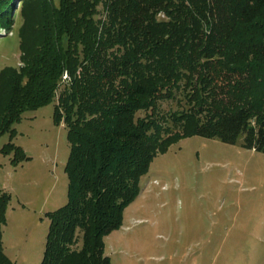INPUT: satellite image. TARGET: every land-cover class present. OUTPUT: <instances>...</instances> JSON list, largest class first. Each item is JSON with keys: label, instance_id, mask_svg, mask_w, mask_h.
I'll return each mask as SVG.
<instances>
[{"label": "trees", "instance_id": "obj_1", "mask_svg": "<svg viewBox=\"0 0 264 264\" xmlns=\"http://www.w3.org/2000/svg\"><path fill=\"white\" fill-rule=\"evenodd\" d=\"M36 2L34 36L19 34L21 64L0 70V137L56 99L67 201L47 214L39 264H110L105 238L121 228L153 158L181 139L241 138L264 153V0ZM12 3L0 0V30L11 28ZM185 79L189 104L162 112ZM2 151L26 159L11 142ZM8 200L0 188V223ZM0 264H16L1 240Z\"/></svg>", "mask_w": 264, "mask_h": 264}, {"label": "rangeland", "instance_id": "obj_2", "mask_svg": "<svg viewBox=\"0 0 264 264\" xmlns=\"http://www.w3.org/2000/svg\"><path fill=\"white\" fill-rule=\"evenodd\" d=\"M98 11L103 19V6ZM10 14L11 28L0 30V70L21 64L20 30L34 36L37 2L13 0ZM187 81L160 102L162 112L189 104L183 96ZM54 102L26 111L12 136L0 137V188L9 196L0 240L16 264H39L47 214L67 201L69 144ZM8 142L26 159L4 153ZM140 188L121 228L105 238L110 264H264V153L243 148L241 138L234 144L197 135L181 139L153 158Z\"/></svg>", "mask_w": 264, "mask_h": 264}, {"label": "built area", "instance_id": "obj_3", "mask_svg": "<svg viewBox=\"0 0 264 264\" xmlns=\"http://www.w3.org/2000/svg\"><path fill=\"white\" fill-rule=\"evenodd\" d=\"M63 79H67V74H64L63 75Z\"/></svg>", "mask_w": 264, "mask_h": 264}]
</instances>
